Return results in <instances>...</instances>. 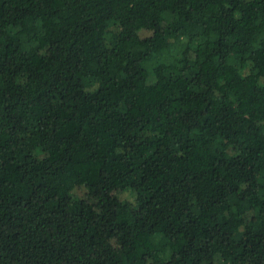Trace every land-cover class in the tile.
<instances>
[{"label": "trees", "instance_id": "16d2710c", "mask_svg": "<svg viewBox=\"0 0 264 264\" xmlns=\"http://www.w3.org/2000/svg\"><path fill=\"white\" fill-rule=\"evenodd\" d=\"M0 264H264V0H0Z\"/></svg>", "mask_w": 264, "mask_h": 264}, {"label": "rangeland", "instance_id": "374dc122", "mask_svg": "<svg viewBox=\"0 0 264 264\" xmlns=\"http://www.w3.org/2000/svg\"><path fill=\"white\" fill-rule=\"evenodd\" d=\"M113 192H114V191H113ZM74 193H78L76 189L74 190Z\"/></svg>", "mask_w": 264, "mask_h": 264}]
</instances>
